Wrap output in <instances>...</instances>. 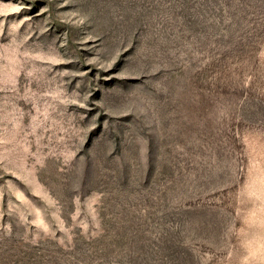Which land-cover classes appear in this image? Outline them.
Wrapping results in <instances>:
<instances>
[{
	"label": "rangeland",
	"instance_id": "obj_1",
	"mask_svg": "<svg viewBox=\"0 0 264 264\" xmlns=\"http://www.w3.org/2000/svg\"><path fill=\"white\" fill-rule=\"evenodd\" d=\"M0 264H264V0H0Z\"/></svg>",
	"mask_w": 264,
	"mask_h": 264
}]
</instances>
